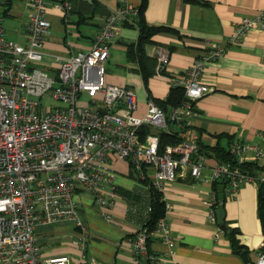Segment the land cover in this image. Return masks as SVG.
I'll return each mask as SVG.
<instances>
[{
    "label": "built area",
    "instance_id": "1",
    "mask_svg": "<svg viewBox=\"0 0 264 264\" xmlns=\"http://www.w3.org/2000/svg\"><path fill=\"white\" fill-rule=\"evenodd\" d=\"M26 2L31 11L25 41L18 42L7 37L2 24L12 0H0V264H97L93 258L86 261L83 251L79 259L66 254L42 255L37 225L72 222L80 231L73 243L83 250L86 226L80 217V203L88 198L80 196L81 192L92 194L91 204L106 221L112 222V210L119 199L124 201L123 212L139 221L150 210L149 187L161 192L165 211L152 229L139 224L134 237L126 235L135 261H157L159 254L150 252L146 243L151 235L166 245L163 256L170 264H180L173 258L175 242L167 220L170 203L164 191L182 170L193 179L202 174L205 157L198 150L192 116L195 101L212 90L200 78L203 65L220 58L226 46L209 43L183 74L172 80V85L184 89L185 97L178 105L164 111L148 99L139 114L133 88L105 79L110 39L122 20L136 14V6L123 2L117 10L104 14L87 48L67 55L51 54L56 68L49 74L39 66L50 31L48 0ZM51 3L69 19L71 0ZM253 27H264L263 11L237 21L228 45L240 42ZM155 57V74L163 75L169 52L160 49ZM49 99L57 103L49 104ZM142 126L149 128L143 138ZM159 130L176 133L178 141L160 149ZM229 149L238 162L246 151L256 158L264 156L262 146L244 139L233 140ZM116 160L127 163L128 184L117 180ZM210 179H224V193L229 196L243 183L264 180V174L217 161L211 166ZM121 189L133 191L136 197L127 198ZM215 202L211 191L206 203L214 223ZM222 231L217 225L214 237ZM254 264H264V247L258 249Z\"/></svg>",
    "mask_w": 264,
    "mask_h": 264
},
{
    "label": "crops",
    "instance_id": "2",
    "mask_svg": "<svg viewBox=\"0 0 264 264\" xmlns=\"http://www.w3.org/2000/svg\"><path fill=\"white\" fill-rule=\"evenodd\" d=\"M52 1L56 0H48L47 5L50 31L45 36L43 55L51 61L41 65L54 71L56 62L51 54L67 55L87 48L105 13L117 10L123 2L137 8L141 3V0H96L94 14L78 22L80 14H91L95 7L93 0H71L73 11L68 20ZM261 11L264 12V0H146V21L172 27L180 34L159 32L153 36L155 42L146 47L151 56H156L160 49L169 52L163 75L154 74L144 84L141 76L132 70L133 64L126 60V55L125 60L116 56L121 50L126 53V43L137 38V27L128 23L130 16L118 24L110 39L106 60L117 58L125 62L124 66L118 68L120 62H115L117 71L108 73L105 79L131 86L136 95V112L140 114L148 99L166 96L172 80L182 75L209 43L219 42L226 46L225 53L216 60L207 61L200 75L212 90L195 101L192 126L198 133V144L209 146L219 141L228 145V136L225 135H229L232 141L244 139L264 148V27L251 28L237 44L228 45L227 41L237 21ZM26 21L19 33L22 42L25 41ZM217 134L223 136L217 139ZM203 155L205 166L200 178H191L185 169L165 187L164 194L170 203L167 220L175 242L173 258L180 264H245L239 253L231 248L223 231L214 237L218 224L210 220L206 200L212 191L211 166L217 159L207 153ZM243 158L258 160L260 168L257 172L264 174V156L256 158L251 151H246ZM114 166L118 171L117 180L122 185L128 184L127 163L116 160ZM257 184L243 183L233 195H225L223 205L227 225L238 229L236 237L253 263L258 249L264 247V234L256 210ZM90 200L83 199L80 203V217L86 226L83 250L77 247V251L72 244L80 235L79 229L73 226L68 235H58V254L79 259L83 251L86 261L93 258L97 264H137L126 235L140 226L137 220L123 212V199H119L117 207L112 210V222L103 219L97 209L91 207ZM149 246L159 254L154 264H170L163 256L167 247L160 239H151ZM54 254L57 253L49 255Z\"/></svg>",
    "mask_w": 264,
    "mask_h": 264
},
{
    "label": "trees",
    "instance_id": "3",
    "mask_svg": "<svg viewBox=\"0 0 264 264\" xmlns=\"http://www.w3.org/2000/svg\"><path fill=\"white\" fill-rule=\"evenodd\" d=\"M192 1H200V0H192ZM93 3L95 4V7L92 10L91 14L87 16H83L82 14H80L79 18L77 19L78 22L85 21L87 18L91 17V15L94 14L97 8L96 0H93ZM145 5H146V0H141L136 15L130 17L131 21H129L128 23L135 24V26L138 29V35L136 40L126 43V50H125L127 61L133 64V67H131L132 70H134L141 76V79L143 80L144 84L148 82L150 76L155 74L156 57L148 55L146 52V47L155 42L153 36L159 32H174L178 34V36H180L179 32L172 27L165 25H154L148 23L144 17ZM72 11H73V6L70 9V13ZM184 97H185L184 89L181 85H171L164 98L152 97V100L164 111H168L171 107L176 106L181 101H183ZM147 132H149V128L146 126H142L140 129L142 138L145 137V134ZM158 136H159L160 149L163 148L165 144L175 143L179 139L176 133L167 132L165 130H159ZM221 136L223 135L222 134L216 135L217 139H219V137ZM225 136H228L227 137V140H229L227 141L228 145H222L219 143V141L215 145H209V146L208 145L202 146L200 144L199 145L200 147L198 149L199 152L202 154L204 153L210 154L214 158H216L217 161L229 162L234 166H238L243 171L257 173V171L260 168L259 161L243 159L241 160V162H238L234 154L231 153L229 149L232 140L229 135H225ZM203 149L204 151H202ZM225 184L226 182L224 179L212 181V191L215 193V197H216L215 210L219 207H223L224 205ZM121 192L127 198L136 197V194L131 190L121 189ZM147 193H148L147 200H148V205L150 206V210L147 212V215L145 217H141L138 222H140L139 224L141 226H144L147 228V230H149L155 226L157 219L163 216L165 207H164V201L161 199V192L159 190L149 187ZM256 210H257V216L259 218L260 226L262 229V233L264 234V180H260L257 184ZM223 225L224 227L222 228V230L224 232V235L229 240L231 248L233 250L242 249V245L239 243L236 237V233L238 232V229L235 227H229L225 219L223 221ZM137 231L138 230L130 232L129 235L134 237ZM154 238L156 239L157 237L151 235L147 236L146 243L148 245V249L150 252L158 254L157 252L151 250L149 246L150 240Z\"/></svg>",
    "mask_w": 264,
    "mask_h": 264
},
{
    "label": "rangeland",
    "instance_id": "4",
    "mask_svg": "<svg viewBox=\"0 0 264 264\" xmlns=\"http://www.w3.org/2000/svg\"><path fill=\"white\" fill-rule=\"evenodd\" d=\"M31 9L27 5L26 0H12L9 14L4 15L2 24L4 26L5 32L7 37H9L12 40L22 42L19 38V33L23 31L24 22L28 19V15L30 13ZM122 25V24H121ZM124 51H118L116 56L119 57L121 60H125ZM118 60L117 58L110 57V61L105 63V75L108 73L116 72L117 69L123 68L124 61ZM127 60V59H126ZM51 61L48 57H43V59L40 61L39 66L43 67L41 64L43 63H49ZM115 62H120L117 65ZM44 68V67H43ZM49 74L54 73V69L49 70L46 69ZM87 97V96H86ZM47 103H57V101L49 99L47 100ZM61 102H58V104ZM80 196L87 197L88 199H92V194L87 191H83L80 193ZM93 209H97L98 207L93 204L91 206ZM90 214V212H88ZM38 227L36 228L37 234L36 237L39 238L38 244L40 247V251L45 254H52L57 253L58 254V235H68L69 231L73 229L74 224L72 222L68 221H61L60 224L58 222L52 223V224H38ZM36 233V231H35ZM74 247L79 251L74 243H72Z\"/></svg>",
    "mask_w": 264,
    "mask_h": 264
},
{
    "label": "water",
    "instance_id": "5",
    "mask_svg": "<svg viewBox=\"0 0 264 264\" xmlns=\"http://www.w3.org/2000/svg\"><path fill=\"white\" fill-rule=\"evenodd\" d=\"M223 221H224V208L219 207L216 209V222L221 226V228L224 227ZM234 252L239 253L240 257L242 258L245 264H254L248 257L246 249H237L234 250Z\"/></svg>",
    "mask_w": 264,
    "mask_h": 264
}]
</instances>
